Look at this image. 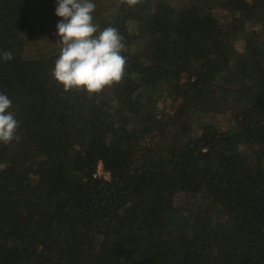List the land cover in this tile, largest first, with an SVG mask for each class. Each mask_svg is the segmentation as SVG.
I'll use <instances>...</instances> for the list:
<instances>
[{"label":"trees","instance_id":"obj_1","mask_svg":"<svg viewBox=\"0 0 264 264\" xmlns=\"http://www.w3.org/2000/svg\"><path fill=\"white\" fill-rule=\"evenodd\" d=\"M91 2L126 60L92 94L57 0H0V264H264V0Z\"/></svg>","mask_w":264,"mask_h":264},{"label":"clouds","instance_id":"obj_2","mask_svg":"<svg viewBox=\"0 0 264 264\" xmlns=\"http://www.w3.org/2000/svg\"><path fill=\"white\" fill-rule=\"evenodd\" d=\"M129 6L137 0H126ZM95 4L91 0H57L55 15L62 18L57 23L60 55L55 61L52 75L64 86L65 91L83 89L99 93L106 86L121 81L126 60L121 55L125 49L118 30L107 27L94 36L97 27L91 13ZM4 61L13 59L11 52L0 53ZM12 101L0 93V142L10 143L16 135L19 123L10 109Z\"/></svg>","mask_w":264,"mask_h":264},{"label":"rangeland","instance_id":"obj_3","mask_svg":"<svg viewBox=\"0 0 264 264\" xmlns=\"http://www.w3.org/2000/svg\"><path fill=\"white\" fill-rule=\"evenodd\" d=\"M175 2V1H178V0H160V2ZM99 174H105L104 172H103V170H102V166L100 165L99 166Z\"/></svg>","mask_w":264,"mask_h":264}]
</instances>
